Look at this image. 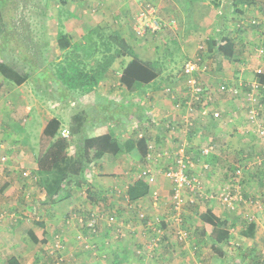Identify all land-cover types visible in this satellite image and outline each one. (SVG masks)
Segmentation results:
<instances>
[{
    "label": "crops",
    "instance_id": "0c3cea01",
    "mask_svg": "<svg viewBox=\"0 0 264 264\" xmlns=\"http://www.w3.org/2000/svg\"><path fill=\"white\" fill-rule=\"evenodd\" d=\"M145 2H151L156 7L158 15L169 20V24L170 20L179 22V31H181L180 34L177 32L179 36L165 34L164 39L166 40L162 48L169 45H166V42H170V44L179 47L177 54H185L188 59L201 55L200 58L204 60L205 67L212 72L205 80L209 88H214L216 83H223L224 85L226 84L228 88L238 89L239 87H243L245 92H247L255 83L264 81V53L259 54L258 52L259 49L264 50V0H252L248 4L239 5L237 8L241 10V14H234L230 7L231 5H228L231 11L227 10L225 16L221 15V7L227 4L226 0H220L222 5L218 8L214 7L208 0H202L198 4H193L191 0H64L63 8H60L58 5L56 6L55 17L58 23L59 11L63 9L62 13L65 17L62 23L65 31L62 30L65 33L68 31L74 41L80 40L81 35L85 34L94 26L103 27L104 25H116L114 30L117 29V31H119L120 35L130 45L134 52L143 58H147L145 56L151 57L149 62H152L156 57V55H154L155 51H145L144 48L134 42L136 39L133 36L135 15ZM190 3L194 6L193 10L190 9ZM252 23H257V25L254 26ZM244 24L246 25L245 28L242 27ZM70 25L74 26V28L70 29ZM83 25L89 26V28L86 29ZM175 28L177 27L175 26ZM219 29H221V31L218 34ZM55 32L57 33V31ZM222 32L223 35H220ZM223 38H228L230 40L229 44L231 42L233 43V45H229L230 47L227 51L231 50V46L235 47L233 53L226 52L231 60H226L223 58V55L220 54L221 50L224 48ZM208 39L216 40L218 42V48L215 47L213 51L210 49L208 50L206 46V41ZM150 48L154 49L152 46H150ZM200 48H202V50H199ZM176 55H174L172 60H176ZM234 57L235 59H233ZM168 58L171 57L169 56ZM236 59L239 60L238 64L237 61H235ZM259 69L262 71L261 76L256 74V71ZM110 75L111 74H109L108 77H110ZM108 77L103 80L109 79ZM154 79H156V77H153L150 82L144 84L143 92L139 91L137 95L131 98L128 97V99L124 101L120 99V95L121 97L123 95L124 86L119 87L113 85V87H115L114 90H112L113 98L99 96V94L104 95L102 94L104 91L103 80L92 92L85 94L80 99L82 103L85 101L89 103V99L94 98L90 106L98 104V101L109 100L119 105H140L143 107V113L146 115L145 121L138 122L134 117H129V123L123 128L113 130L115 139L122 145L127 144V150L123 149L118 154L104 155L99 159L94 157V150H89L93 151L92 157L94 159V164H90L92 168L89 170V174H85L84 171L77 173L75 171L77 168L74 170L76 164L70 170L71 174L74 172L77 173V176L82 174L83 183L80 189L89 185L90 190L93 189V194L97 196V198H95L96 201L104 203L108 201L116 210H120L119 212L116 211L117 213L123 215L128 213L125 216V218L128 219V223L124 225L123 231L125 233H130V235L133 236L132 239L136 242L129 244L126 239L123 241L114 239L119 235L118 233H122L121 235L125 233L118 230L113 222H110L113 224L108 223L107 225L101 223L100 228H98V232H100L97 237L98 239H93V242L96 243L94 245L95 253L93 257L89 254V258L85 256L86 253L85 255L82 253L83 248H78L70 244L69 240L67 241L64 232L66 245L63 247L60 246L62 247L61 255L64 260L63 264H70L72 262L74 264H135L128 258L126 252L133 255L135 250H138L137 248L140 247L143 252L145 251L147 253L144 264L232 263L227 256L230 254V252L227 251L229 249L228 243L224 244V242L214 245V243L209 240L210 232L206 224H204V227L208 231L207 237L204 238L206 249L204 246H201L203 243H200V240L194 237L191 239L187 238V240L180 245L176 242L175 237L177 235H179L180 242L184 240L182 237L185 235L186 226L181 217L183 213V218L186 217L187 212L184 211L183 205L187 201H194L199 197L194 194H192V196L189 194L190 196L188 197V195L186 196L182 193V196H185L183 200L185 198L187 200H184L181 208L178 210L174 209L171 184L165 174H160V169L164 166L163 162L166 161L164 156L167 154H174L178 150L181 154L189 156V158H194V153L197 152L195 145L203 142L206 137H214V133H216L217 136H221L222 134L220 130H216L209 135L212 128L207 129L206 134L203 133L204 122L206 120L209 122L211 119L201 116L198 110L196 113L199 116L197 119L193 118L194 114L189 111L188 107L190 97L189 95L184 96L188 91L182 92L185 88L184 83L174 82L169 85H161L159 83L158 90H156L154 89L156 85ZM211 80L215 83L213 86H211ZM0 85L8 87L10 90L12 88V97H14L12 102L15 103V105H21L22 102L27 101L28 97H32V92L30 91L28 96L23 95L26 86L22 87L23 85H20L15 87L1 76ZM118 85L121 84L118 83ZM167 88H171V92L166 91ZM107 89H111V87L109 86ZM260 92L263 94L260 100L264 103V89H261ZM227 96L229 97L231 95L227 94ZM5 98L6 97H0V109L5 106ZM230 98L224 97V99L228 100L223 102L224 104H219L221 108L225 110H227V108H232V110H234L235 105L229 101L231 100ZM38 101V99L34 101L33 107H26L23 110V112L27 114H32L28 119L23 120V126H27L30 129L33 123L36 127L38 125L40 135L42 134L44 125V121L41 119L40 114L44 112V110L38 114L37 108L34 107L36 102H40ZM53 104L56 105V103ZM219 105L218 103L210 105V111H219ZM6 108L8 107L6 106ZM90 108L91 107L82 111H88ZM8 113L9 112L5 113V116L0 114V117L2 116L0 119V142L5 140L8 136H11L10 133L3 131L4 129H9L10 132V128H7L8 126L6 124L11 120V122H13V119H15L13 114L10 115ZM227 115L229 119L233 118L231 121H233V124L237 128L236 132L243 133L242 131L245 129V125L246 129L249 130L247 128L244 113L241 114L244 117L242 123H240L242 118H237L235 113L232 115L230 111H228ZM37 117H40V119L37 120ZM190 120L193 122V125L190 126L189 129H186L185 126L189 127L187 126V122ZM259 121H261L263 124L262 126H264L263 119ZM212 122V126L214 124L218 125L214 121ZM244 122L245 124L243 125ZM105 125L106 128L102 127L101 129L99 126H103V124L98 126L94 124L92 127H88L86 135L92 138L107 134L110 126L108 124ZM230 125L231 124L228 126ZM231 126L233 127V125ZM228 131V129H224L223 136L227 139L229 137L232 139L234 136L233 134L226 133ZM29 135L32 134L29 133L27 136ZM241 136L243 137L244 135L242 134ZM141 137L146 140L148 149V154L146 153L147 156L145 157H141L139 150L136 147H131V143L129 144L132 140H137ZM226 146H228V143ZM7 148L6 145H0V149L8 161L9 157L6 155V153H8L6 152ZM36 158L37 157L32 151L30 154H27L24 150L23 152L20 151L14 158L15 163L19 164L21 168H25L27 171L23 173V176H27L28 173L32 172L31 175L34 181H36L34 172L38 169V158ZM200 158H202V156H200ZM194 160L196 159L194 158ZM82 164L84 165L85 163ZM156 166L159 168L155 169ZM17 169V167L8 166L7 163L0 164V254L4 256V258H0V264H10L12 260H16L17 264H37L38 262L42 264V259H40L42 254L39 253L40 246L37 242L41 243V248L50 251L54 247L55 240H53V235L56 232V228L52 223L53 221L48 219V217L46 219V227H44L42 223H38L37 219H35V221L31 220L25 216L26 212H23L24 207L22 206L20 209L21 205L13 201L14 198H16V186L17 189H19V185L22 183V178L13 179L14 170ZM144 170L154 175L152 176L154 182L149 185L148 182L143 179L148 185V193L144 197L130 202L127 200V188L138 179H142L139 176L140 172ZM188 170L190 169L188 168ZM88 175L90 177H88ZM74 176L76 177V175ZM188 176H190V174ZM28 183L32 185L31 182ZM163 188H168V191L170 190L168 194L165 191L162 196L165 197L163 205L160 202L158 204L152 203V192L162 191ZM38 189L40 200L45 201L44 191L40 187H38ZM74 189L75 188H71V196L65 200L74 198ZM86 189L88 190V187ZM28 192L27 190V194H24L23 197L28 198ZM33 200L34 198H32V201ZM166 201L169 202L168 207L165 205ZM13 207L16 211H12L14 210ZM27 208L31 210L32 207L29 206ZM127 209L132 211H128ZM116 212L114 211V213ZM139 212H143V219L146 215V220L148 222L145 220L141 223L138 217H136L137 223L130 221L129 213H135L137 215ZM212 212L215 214L214 210ZM50 215L53 216L52 214ZM163 216H165V219L161 218ZM50 218L52 219L53 217ZM158 220L164 221L165 223L162 222L155 225V221ZM226 220L231 223L230 219ZM125 226H128V228ZM156 226H158L159 229H157ZM191 231H194V228H192ZM31 236H33V239ZM260 245V243H257L259 248ZM214 248H218L224 252L225 255L222 259L216 255ZM106 256H109L108 260H105Z\"/></svg>",
    "mask_w": 264,
    "mask_h": 264
},
{
    "label": "rangeland",
    "instance_id": "374dc122",
    "mask_svg": "<svg viewBox=\"0 0 264 264\" xmlns=\"http://www.w3.org/2000/svg\"><path fill=\"white\" fill-rule=\"evenodd\" d=\"M0 2H4V1L0 0ZM6 4H8V6H6L5 9H0V12L1 14H3V12L6 10L12 11V16L14 20L13 23L15 24L18 33L17 39L21 40V42L20 41L19 42L20 44H22L23 49L37 56L40 60V63L43 65L53 66L57 61H59L64 52L61 51L57 45L55 31H57L56 28L58 29V27H61V29L64 30V26L62 22L65 17L64 14H62L60 17L58 16V23H57V19L55 17L56 8H57L56 6L58 5L60 8H63V6L60 5L59 0H7ZM144 4H146V2ZM147 4H149L152 7L153 11L155 12V19L159 24V29L154 31V33L147 32L144 35H138L136 33V31L134 30L135 25L145 22V20L137 21L138 14L142 9L141 6L134 18L133 36L136 39L134 40V42L138 44L140 47L144 48L145 51L148 50L155 51L154 55H156L155 57L156 61H159L157 59L162 60L165 58L166 62L165 63L161 62V64L158 67H156L157 69L152 72L148 70L146 67L144 68L139 63L132 61V58L130 56H126L116 60L113 66L111 67L110 77L107 76L109 79H106L105 81L103 80L104 91L102 92V94L104 95L99 94V96H104L107 98L112 97V93H113L112 90H114L115 88L113 87L114 85L119 87L124 86L122 97L120 95V99L122 101L128 99V97L131 98L132 96H135L138 93V92L135 93L129 92V87L131 83L136 79L143 81V79H145L144 76L146 74H149L150 75L149 82L153 77H156V79H154L155 83L157 84L160 83L161 85L164 84L169 85V84H173L174 82L184 83L185 88L183 89L182 92L188 91L187 93L184 94V96L190 95L189 93L190 84L188 80L190 78L196 80L204 89L206 87L204 92L206 94V97H208L207 107H210V105H213L215 103H218L219 105L223 102H226V100H228V99H224V97L226 98L231 97L230 98L231 100L229 101H231L235 105L234 110H232V108L230 109L227 108V110H225L221 108V106L219 105L220 110L219 111L216 110L220 113L219 119L208 117L211 120H209V122L208 120L204 122L203 133L206 134L207 132L206 130L212 128L211 133H209V135H211L212 132H215L216 130H220L222 135L217 136L216 133H214L215 135L214 137H206L203 140V142L197 144L198 146L195 145L197 152L194 153V158L196 160H194V158L192 157L189 158V156H187L192 164V166L188 167L190 170H187V172L190 174V176L196 177L198 179V182L200 183L199 187L201 188V195L197 196L199 197L197 198V200L187 201L183 205L184 211L187 212L186 217L183 218L184 213L181 217V219L184 220L186 226L185 228L186 238L184 235L182 237V239L184 240L180 242L179 235H177L175 239L178 245H180L181 243H184V241L187 240V238L191 239L192 237H194L195 239L200 240V243H203L201 246H204V248L206 249V242L204 238L207 237L208 231L204 227V224L207 223H205L202 220V218L200 217L201 214H205V215L210 214L213 218L219 219L221 221L230 219L231 220V223H229L231 225L229 228L230 237L224 244L228 243L229 249L227 251L230 252V254L227 256L230 258L229 260L232 262L231 264H253V263L255 264L258 261H260L261 264H264V138H260L259 134L255 132L256 131L255 122L263 125L262 122L259 121L263 119V123H264V103L261 101V103L259 102L256 105H250L246 99V94L247 92L250 91L245 92L243 87H239L238 89H236L238 90L237 94H232L230 92H220L219 88L224 84L223 83L215 84L213 80H211L212 82L211 86L215 84L216 87L214 86V88H209V86H207L208 83L205 82V80L206 78H208V76H210L212 72L205 67L204 60L200 58L201 55H197L191 59H188L185 54H177L179 51V47H173L170 45V42H166V45L169 44L168 51L173 52L174 55L177 54L175 57L176 58L175 61H173L172 58H167L166 56L167 49L166 47L162 48L164 41L166 40L164 39V36L165 34L179 36L181 32L179 31L180 28L179 22H176V20H170V24H169L168 23L169 20H166L164 17H160L158 15V11L156 7L151 2H147ZM189 6L190 9L193 10L194 6L191 3L189 4ZM62 10L60 9L59 12H61ZM252 24L254 26L257 25V23H252ZM84 26L85 25H83V27ZM175 26L177 28H175ZM85 27L86 29L89 28V26H85ZM115 27L116 25H104L101 28L104 34L109 35L113 31L119 33L117 29L114 30ZM242 27L245 28L246 25L244 24L242 25ZM69 28L73 29L74 26L70 25ZM220 31L221 29H219L218 34ZM87 32L81 35L80 40L78 41L72 40V42L85 43L83 38L87 34ZM177 32L179 34H177ZM66 34L70 36L68 31L66 32ZM220 35H223V32ZM9 45L13 47L12 44ZM229 45H233V43L231 42ZM229 45H227L225 51L227 53H233L235 47L231 46L232 47L231 50L227 51L229 50L230 47ZM150 46H152L154 49H151ZM5 47L6 45H4L3 48L0 42V62L11 63L13 65V66L11 65V67H13L15 70H21V64L18 57H16L13 52H8L5 49ZM199 50H202V48H200ZM260 50L261 49H259L258 52ZM145 57L147 58H143L142 56H139V58L142 61H147V62L151 58L148 56ZM233 59H235V57ZM235 61H237L238 64L239 60L236 59ZM92 62L93 64L95 63V61ZM188 62H192L193 64L196 65V71L192 72L191 76H187L183 70L184 65ZM261 75H262V71L261 73H258V76ZM158 80L159 82H156ZM118 83L121 85H118ZM258 84L264 87V81ZM21 85H23L22 87L26 86V89L23 93L24 96H28L29 91L32 92L31 93L32 97H28L27 101L22 102L21 105L20 104L15 105V103L12 102V99L14 98L12 97L13 96L11 92L12 88L10 90V88L3 87L2 85H0V97H6L4 99L5 106L4 108L0 109V114H2V116H5L6 115L5 113L9 112L8 114L10 115L13 114V117L15 118L13 119L14 120L13 122H11L12 121L11 120L8 122V124L5 123L8 126L7 128H10V132L9 129H4L3 131L10 133L11 136H8L7 138H5V140L1 141L0 145L3 144L8 147L6 149V152H8L6 153V155H8L9 160L8 161L6 160L7 162L5 163H7L8 166L18 168L17 170H14L13 179L22 178V183L21 185H19V189H17L16 186L15 189L16 198H14L13 201L18 202L21 205L20 209L22 206L24 207L23 212L24 213L26 212L25 216H27L28 218L34 221L35 219H37L38 223H42L44 227L47 226L46 223L47 217L48 219L53 221L52 223L56 228V232L53 235V240H55L54 247L49 251L41 248V243L37 242L39 243L40 246L39 253L42 254V257L40 258L42 259V264L43 263L63 264L64 260L61 255V251H62V247L66 245V241L64 240V232L67 241L69 240L70 244L75 245L81 249L83 248L82 253L84 255L86 253L85 256L89 257L91 255L93 257V254L95 253L94 245L96 244L93 242V239H98L97 237L100 233L98 232V228H100L101 223L102 224L104 223L105 225H107L108 223L109 224L114 223L115 226H117L118 230L123 231L124 225L128 223V219L125 218V216L128 213H125V215L121 213H117L116 211L119 212L120 210H116L107 200H106L107 203L96 201L95 198H97V196L93 194V189L90 190L89 185L87 186L88 190L86 189L87 187H83V189L75 188L73 190L75 196L71 200L58 202L55 205L46 204L45 201L40 200L39 197L40 193H38L39 189L37 187L36 181H34L33 176L31 175L32 172L28 173L27 176H23V173L27 171L25 170V168H21L19 164H16L14 158L19 154L20 151L23 152L24 150V152H26L27 154H30V152L32 151V153L38 158L36 159L38 161V167H39V163H40L39 161L50 143V139L48 137L42 134L39 135L38 125L36 127V125L33 123L30 129L27 126H23L24 123L23 120L28 119V117L32 115L31 113L27 114L23 112V110L26 107H30V106L33 107L35 100L37 101L38 99L40 101V102L38 101L39 103L36 102V105L34 106L37 108L38 114L42 110H44L48 115H51V117L53 118H57L64 125L63 126L61 124L62 129L60 127L59 136L61 131L65 127H67V129L69 128L71 134H69L68 137H61V138H64L67 141L68 147L66 148V152L69 155H72L73 152L75 151L73 145L76 139V135L73 133L74 126L70 122L71 116L89 107L91 108L88 109V111H84V112H90L91 109H93L94 107L93 105L90 106L94 98L89 99V103L86 101L82 103L80 99L85 94L69 91V93L73 96L72 104L67 105L62 103L60 104L56 103V105H54L53 99H57L61 97L60 94L61 92H59L57 87H55V92H52L51 89H48L46 87V85L53 87L55 85L53 80L47 79L42 84L44 92L46 91L48 92V94L52 93V95L45 96L44 98H40L38 97L37 94H35L36 91L31 88L32 87L31 84L29 85L25 82L22 83ZM14 86L16 87V85ZM109 86L111 87V89H107L109 88ZM257 91L260 94H262L259 88L257 89ZM227 94H230L231 96L228 97ZM108 101L109 100H102V101H98V103L105 104ZM58 102H62V101L59 99ZM6 106L8 108H6ZM195 107H196V112L197 110L198 111L200 110L198 109L200 108V106H195ZM112 109H113L112 114H114L115 116L121 114L117 112L116 107H112ZM249 110L256 111L257 114L255 113V117H257L256 118L257 120L254 119L253 122H250L248 120L247 115L249 116ZM228 111H230L232 115L233 113H235L236 114L235 116L237 118L241 117L242 119L240 123L244 121V117L243 115H241L244 113L246 118L247 128L249 130L246 129V125H245V129L242 131L243 133L236 132L237 128L233 124V121H231V119L233 118L230 119L228 118L227 115ZM196 112H194V117H193L194 119H197V117L199 116ZM98 116L100 117V115ZM39 119L40 117H37V120ZM212 121H214L218 125L214 124L212 126L211 124L213 123ZM100 124L103 123L97 122L95 123V126H98ZM229 124L233 125V127L231 125L228 126ZM244 124L245 122L243 123V125ZM102 127L106 128V125L103 124V126H99L100 129ZM224 129H228L229 131L226 133L233 134L234 137L232 139L230 137L228 139L224 137L223 136ZM29 133H31L32 135L27 136ZM242 134L244 135L243 137L241 136ZM227 143L228 146H226ZM208 147H212L210 153H208L207 156H203L201 150L203 148H208ZM87 152L88 154L86 155V159H85L86 165L84 166L83 164H76L74 166V170L77 168L75 170L77 173H81L84 171L85 174H89V170L92 168V165L90 164H94V159L92 157L93 151L88 150ZM1 153L3 154L2 151ZM200 156H202V158H200ZM173 157H174L173 153L164 156V159L166 161L163 162L164 166L161 167L160 174H164L167 168L170 167V165L172 164ZM204 165H206L207 167H204ZM158 168L159 167L157 166L155 167V169ZM76 172H74L73 174L77 176ZM88 177L90 176L88 175ZM28 182H31L32 185ZM27 190L29 191L28 192L29 197L25 198L23 197V195L27 194ZM165 191L167 192V194L168 192H170V190L168 191V188H163L162 191H158V192L156 191L157 196L153 195L152 203L158 204L160 202L163 205V200L165 199V197L162 196ZM223 191L230 192V194L233 195L232 197L234 199L233 201L234 209L227 208L219 200V198H221L220 194ZM182 193L186 196L188 195V197L190 195L192 196L193 194L188 190H183ZM208 195L212 196V198L206 199V196ZM184 197L185 196H183V198ZM32 198H34L35 201L34 200L32 201ZM165 205L166 207H168L169 202L166 201ZM29 206L32 207L31 210H28L27 207ZM127 210L132 211L130 209ZM213 210L215 211L216 215L212 212ZM12 211H16L15 208ZM114 211L116 213H114ZM98 212H101L103 214V217L98 219L97 231L93 235H91L85 227L90 215L92 213H98ZM139 213H143V212H139ZM50 214H52L53 216H51ZM50 217L53 218L51 219ZM110 217L114 218L113 223H110L111 222L109 220ZM136 217L137 215L135 213H129V218L131 219L130 220L131 222L137 223ZM161 218L165 219V216ZM145 220H146V215L145 218L144 219L142 218L140 222L143 223ZM162 222L165 223L164 221L161 220L155 221V225H158ZM249 222H254L255 224V235L253 238L245 237L241 233V231L247 227V224ZM125 227L128 228V226ZM156 228L159 229L158 226H156ZM192 228H194V231H191ZM118 234L119 235L114 239L118 241H123L126 239V241H128L129 244H133V242H136L135 240L132 239L133 236H131L130 233H125L124 234L125 236L121 235L122 233H118ZM257 243L261 244L260 248L257 246ZM137 249L138 250H135V253H133V255H131L128 252H126V254H128V258L132 260L135 264H144V260L146 259L145 257L147 256V253L145 251L143 252L141 247ZM244 256H245V260L243 261L241 260V257ZM0 258H4V256L0 254ZM108 259L109 256H106L105 260ZM37 264H39V262ZM70 264H74V263L72 262Z\"/></svg>",
    "mask_w": 264,
    "mask_h": 264
},
{
    "label": "trees",
    "instance_id": "16d2710c",
    "mask_svg": "<svg viewBox=\"0 0 264 264\" xmlns=\"http://www.w3.org/2000/svg\"><path fill=\"white\" fill-rule=\"evenodd\" d=\"M3 1L0 2V9H5L8 6L6 4L7 0ZM191 1L194 4H198L202 0ZM208 1L216 8L222 5L220 0ZM250 1L252 0H226L227 4L221 7V15L225 16L230 5L234 14H241V10L237 7L248 4ZM59 3L63 6L64 0H59ZM62 14L61 11L58 16L60 17ZM13 21L11 10H6L3 14L0 12V42L3 48L6 45L5 49L8 52H13L18 57L21 70H15L11 67V63L0 62V74L4 80L16 86L25 82L29 85L31 84V88L36 91L35 94L40 98L52 95V93L48 94V92H44L42 84L47 79L53 80L55 85L53 87L46 85V87L51 89L52 92H55V87H57L59 92H61V97L57 99L62 101L58 102L57 99H53V103L67 105L73 103V96L69 91L81 94L92 92L110 74L114 62L123 57L130 56L132 61L139 63L152 72L157 69L156 67L161 62H166L165 58L162 60L157 59L159 61L155 59L152 62L142 61L118 32L113 31L111 34L106 35L100 26H94L84 36L85 43L72 42L71 37L61 27H58L56 42L59 49L64 53L61 59L53 66L43 65L37 56L23 49L22 44H20L21 40L17 39L18 33ZM223 39L224 48L220 54L226 60H231L225 51L230 40L228 38ZM9 44H12L13 47ZM170 45L176 47L172 44ZM206 46L208 50L213 51L215 47L218 48V42L214 39H208ZM166 49L167 58L169 56L173 58V52L168 51L169 45L168 47L166 46ZM92 61H95V63L93 64ZM144 78L143 81L139 79L134 80L129 87V92H143L144 84L149 82L150 75L146 74ZM156 82H159V80ZM154 89L158 90L157 83ZM112 107H116L117 112L121 114L117 116L112 114ZM40 116L44 121L42 135L48 137L50 143L42 155L39 161V167L34 172V175L36 177V184L45 193V203L52 205L69 198L71 196V188L80 189L83 183L82 174L75 177L70 173V170L75 164L85 163L88 150H94V157L98 159L104 155L118 154L123 149L127 150V144L122 145L115 139L113 130L123 128L129 123V117H134L138 122H143L146 119V115L143 113V107L140 105H119L114 101H109L105 104L98 103L94 105L90 112L82 111L73 114L70 122L74 126L73 133L76 135L73 145L75 151L72 155H69L66 152V148L68 147L67 141L59 136L61 122L57 118L49 116L45 111ZM97 122L108 124L110 126L109 132L105 135L89 138L86 135V129L92 127ZM129 144L131 147H136L139 150L141 157L146 156L148 149L146 140L143 137L132 140ZM148 189V185L143 179L137 180L127 188V200L133 202L144 197L148 193ZM200 217L207 223L206 225H208L207 228H209L208 231L210 232L209 240L214 245L224 243L229 239V228L231 225L227 220L221 221L215 219L210 214H201ZM241 233L245 237L253 238L255 233L254 222H249ZM31 238L33 239V236ZM214 252L221 259L225 255L218 248H214ZM241 260L244 261L245 256L241 257ZM10 264H17V261L12 260ZM255 264H261V262L258 261Z\"/></svg>",
    "mask_w": 264,
    "mask_h": 264
},
{
    "label": "built area",
    "instance_id": "2783aa9c",
    "mask_svg": "<svg viewBox=\"0 0 264 264\" xmlns=\"http://www.w3.org/2000/svg\"><path fill=\"white\" fill-rule=\"evenodd\" d=\"M142 9L140 10L137 21L145 20L144 23H139L138 25H135L134 30L138 35H144L145 33H154L157 29H159V24L157 20L155 19V12L153 11L152 7L149 4H142ZM260 54H263L264 51L260 50ZM184 73L187 76H191V73L196 71V65L193 64L192 62H188L184 65ZM261 73L260 70H257L256 72ZM190 84V101L188 103L189 111L194 114L196 112V107L195 106H200L199 113L203 117H209L211 116L212 118L219 119L220 113L216 110L210 111V107H207V102H208V97H206V94L204 92V88L194 79H189L188 80ZM259 88V84H254L252 88L249 90L250 92H247L246 94V99L249 102L250 105H256L259 102L261 103L260 98L263 97V94H260L257 89ZM261 88H264L261 86ZM237 88H228L227 85H222L219 88L220 92H230L232 94H237L238 90ZM166 91H170L169 88L166 89ZM253 92V93H252ZM260 106V104H259ZM263 106V105H262ZM256 111L254 110H249V116L247 115V118L250 122H253L254 119L257 120L255 117ZM257 114V113H256ZM193 125V122L190 120L187 122L186 129H189L190 126ZM256 125V133L259 134L260 138H264V126L257 124ZM70 134L69 130L67 128H64L61 133L60 137H68ZM212 147L208 148H203L201 150V153L203 156H207L208 153H210V150ZM173 157L172 164L170 167L167 168L166 172L164 173L165 176L168 178L171 188H172V201L174 205V209L178 210L179 208L182 207L183 205V196H182V191L183 190H188L191 193H193L196 196L201 195V188L199 187V182L196 177L188 176L187 174V169L189 166H191L190 161L186 155L181 154L179 151L175 152ZM6 157L1 153L0 151V164H3L6 162ZM204 167H207L204 165ZM141 176L145 177L148 181L149 184L154 182V178L152 175L149 176L148 171H143L141 173ZM152 195L157 196V192L154 191L152 192ZM233 195L230 194V192H225L223 191L220 194L219 200L222 202L223 205H225L229 209H234V204H233ZM212 198V196L208 195L206 196V199ZM103 214L101 212L98 213H93L90 215L86 228L88 229L89 233L92 235L97 231V223L98 219L102 218ZM137 217L139 220H142L144 215L142 213H138ZM109 220L113 222L114 218L110 217Z\"/></svg>",
    "mask_w": 264,
    "mask_h": 264
},
{
    "label": "clouds",
    "instance_id": "9594fccd",
    "mask_svg": "<svg viewBox=\"0 0 264 264\" xmlns=\"http://www.w3.org/2000/svg\"><path fill=\"white\" fill-rule=\"evenodd\" d=\"M261 50H262V49H261ZM263 51H264V50H263ZM260 71H261V70H260ZM256 72H257V71H256ZM255 84H258V83H255ZM169 89H170V92H171V88H169ZM259 89H260V91H261V89H263V88H261V86L259 85ZM207 118H208V117H207ZM209 118H212V117L209 116ZM147 154H148V153H147ZM146 156H147V155H146ZM172 161H173V160H172ZM189 161H190V160H189ZM190 164H191V162H190ZM187 170H188V169H187ZM144 171H146V170H144ZM142 172H143V171H142ZM142 172H140V176H139V177L142 178V179H144L145 177L141 176V173H142ZM148 174H149V176H150V175L154 176L153 174H151V173H149V172H148ZM142 179H141V180H142ZM138 180H139V179H138ZM145 180H146V179H145ZM146 181H147V180H146ZM147 182H148V181H147ZM148 184H149V183H148ZM151 184H152V183H151ZM151 184H149V185H151ZM92 214H93V213H92ZM101 214H102V213H101Z\"/></svg>",
    "mask_w": 264,
    "mask_h": 264
}]
</instances>
